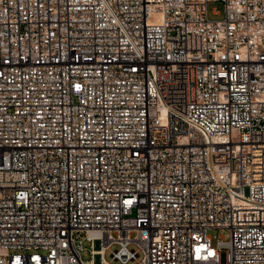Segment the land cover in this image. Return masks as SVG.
I'll return each instance as SVG.
<instances>
[{"label": "built area", "instance_id": "built-area-1", "mask_svg": "<svg viewBox=\"0 0 264 264\" xmlns=\"http://www.w3.org/2000/svg\"><path fill=\"white\" fill-rule=\"evenodd\" d=\"M209 1L0 0V264H264V0Z\"/></svg>", "mask_w": 264, "mask_h": 264}, {"label": "rangeland", "instance_id": "rangeland-1", "mask_svg": "<svg viewBox=\"0 0 264 264\" xmlns=\"http://www.w3.org/2000/svg\"><path fill=\"white\" fill-rule=\"evenodd\" d=\"M207 8H208V16L211 19H221L224 17V5L221 1H219V0L218 1H209L207 4ZM215 8L218 9V11H219L218 14L213 13ZM208 234L211 236L212 241L215 244L218 238L219 239L220 238H227L229 235V230L215 228V229H210L208 231ZM83 245L85 246V249H83L81 251V256H82L83 260L87 261V260L92 258L93 245H92V242L90 240H87L86 238L83 241ZM115 248H116V245H113L112 249H115ZM106 259L111 261L114 264L117 263V261L112 259L110 250L106 254Z\"/></svg>", "mask_w": 264, "mask_h": 264}]
</instances>
